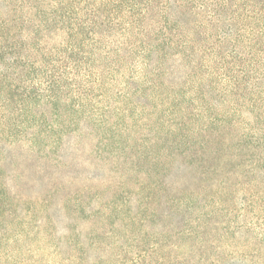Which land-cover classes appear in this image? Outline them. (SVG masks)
<instances>
[{"label": "trees", "instance_id": "16d2710c", "mask_svg": "<svg viewBox=\"0 0 264 264\" xmlns=\"http://www.w3.org/2000/svg\"><path fill=\"white\" fill-rule=\"evenodd\" d=\"M130 60L145 77L159 76L166 65L184 68L182 78L203 109L216 91L233 111L248 109L252 123L264 124V0H0V176L13 156V140H19L12 127L73 122L71 109L86 107L106 72L102 63ZM208 133L207 141L221 134ZM225 136L211 155L248 161L243 177H254L252 188L259 184L255 190L264 200V137L232 145ZM200 148L187 156H204ZM219 189L213 200L228 192L227 186ZM9 193L18 190L4 177L0 223ZM205 194L154 190L134 210L92 211L93 219H111L110 228L91 229L89 243L65 229L70 253L57 252L54 264H264V256L246 252L250 243L235 241L231 227L220 228L218 206L198 205ZM74 208L83 211V203ZM156 222L157 231L150 229ZM121 245L131 249L121 255ZM81 249L94 256L79 255ZM1 259L19 264L2 252Z\"/></svg>", "mask_w": 264, "mask_h": 264}, {"label": "rangeland", "instance_id": "374dc122", "mask_svg": "<svg viewBox=\"0 0 264 264\" xmlns=\"http://www.w3.org/2000/svg\"><path fill=\"white\" fill-rule=\"evenodd\" d=\"M101 66L106 72L86 107L71 109L73 122L12 127L19 140H13L15 150L0 179L6 177L18 194H6L8 209L0 223L3 256L19 264H54L57 252L70 253L65 229L76 230L74 238L89 243L91 229L111 226V219L91 218L92 211L134 210L154 190L206 193L198 205L203 208L208 201L209 208L218 206L220 228L231 227L235 241L250 243V256H264V200L255 190L262 187L253 189L254 177H243L249 162L211 155L224 143V134L232 145H247L255 135L263 140L264 124L252 123L248 109L233 111L216 91L209 93L203 109L182 78L184 68L166 65L159 76L145 77L131 60ZM208 131L221 134L207 141ZM248 131L255 134L241 136ZM196 148L205 155L187 156ZM243 179L249 181L245 186L239 184ZM219 185L228 192L213 200ZM80 202L83 211L74 208ZM158 223L148 226L157 231ZM124 249L131 248L121 245L118 253ZM78 254L94 256L86 249ZM0 264L10 263L1 259Z\"/></svg>", "mask_w": 264, "mask_h": 264}]
</instances>
